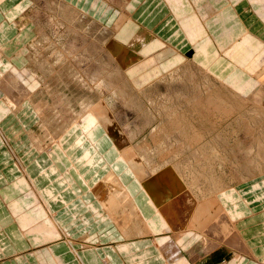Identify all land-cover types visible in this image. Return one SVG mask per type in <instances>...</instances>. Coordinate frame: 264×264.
I'll list each match as a JSON object with an SVG mask.
<instances>
[{
    "label": "rangeland",
    "instance_id": "rangeland-1",
    "mask_svg": "<svg viewBox=\"0 0 264 264\" xmlns=\"http://www.w3.org/2000/svg\"><path fill=\"white\" fill-rule=\"evenodd\" d=\"M23 7L24 4L17 3L14 8H20L22 13L30 8L27 16L37 27V33L18 54L22 55L23 67H12V76L7 82L12 92L23 86L22 97L27 99L22 110L10 114V119L14 120L11 125L15 131L13 139L16 140L13 145L23 152H31L33 142L40 153L54 150V160L45 153L41 160L44 166L57 161L58 170L51 176L54 185L50 186L55 194L59 190L61 197L90 198V186L94 193L100 181L122 176L110 164L111 172L96 182L101 175L88 163H96V159L90 157L96 149L89 142L86 144V134L80 124L82 114H87L90 120H97L98 125V131L88 136L96 140L95 135L99 139L104 137L101 131L106 134L108 151L114 149L117 152L118 160L126 164L133 183L142 192L147 193L145 180L147 184L154 180L164 188L163 202L168 199V203L174 204L170 205L175 218L171 219L163 211L159 213L170 227L169 236L197 233L199 238L208 240V248L212 247L213 241L216 250H208L212 254L203 253L199 257H209L205 264H221V261L228 264L238 254L246 255L245 251L251 249L241 238L223 201L231 189L245 188L242 190L245 194L249 192L246 199L253 206L257 208L264 202V72H261L263 66L259 67V60L255 64L253 58L246 61L252 48L239 44L229 56L240 55L244 47L249 52L227 64L222 62L214 70L198 65L192 55L183 51H177L183 55L180 57L183 63L177 59L167 66L158 60L156 54L160 49L150 56L143 50L148 44L141 43L151 41L149 37L153 36L165 44L161 50L172 46L148 29L149 32L145 31L143 35H139L141 27L136 31L132 29L131 34L122 30L131 24L137 25L132 20L101 25L65 0H31ZM25 20L27 23L22 22ZM28 22L24 16L16 23L24 29ZM220 25L223 27V23ZM122 37L135 39L134 45L123 44ZM0 54L3 59L1 49ZM241 62H245L244 65ZM5 71L0 74L7 75ZM26 82L28 88L32 87L27 89ZM80 104L90 108L82 113ZM56 125L65 127L59 138ZM49 132L57 136L56 145L50 142ZM3 140L7 137L0 140L1 145ZM100 143L98 146H104L105 140ZM143 167L144 172H140ZM116 183L126 193V183L120 179ZM111 187L112 184L109 189ZM136 194L138 198L139 193ZM221 206L228 216L218 209ZM183 208L187 210L182 216L186 228L179 222ZM146 210L142 214L150 221L152 218L147 216ZM154 211L160 217L155 208ZM108 219L113 228L122 230L112 218ZM126 221L128 224L122 230L125 237V230L130 225L128 217ZM104 223L106 221L101 224ZM177 223L182 225L181 231L176 229ZM230 223L234 226L232 229ZM146 226L148 228L144 230L149 234L145 233L138 241L153 238L154 229L151 224ZM228 232H233L232 239L239 242L244 254L230 247L224 235ZM118 235L122 238L121 233ZM130 235L135 237L136 233ZM125 240L130 241L128 237ZM157 251L160 252L158 247ZM223 259L226 260L223 262Z\"/></svg>",
    "mask_w": 264,
    "mask_h": 264
},
{
    "label": "crops",
    "instance_id": "crops-1",
    "mask_svg": "<svg viewBox=\"0 0 264 264\" xmlns=\"http://www.w3.org/2000/svg\"><path fill=\"white\" fill-rule=\"evenodd\" d=\"M65 1L101 25L111 26L116 21L132 20L137 25L131 24L122 30H128L131 34L132 29L136 31L137 27H141L139 35L150 30L154 35L165 39L172 46L171 49L161 50L165 44L153 36L149 37L151 41L141 43L148 44L143 50L150 56L160 49L156 55L162 65L170 66L177 59L183 63V58H180L183 55L177 54V51H183L184 54L192 55V60L198 65L214 70L222 62L227 64L249 52L244 47L240 50V55L229 56L241 43L252 48L246 61L253 58L255 64L264 56V0ZM17 3L24 4L25 7L31 0H5L0 3V49L4 55L0 59V71L6 70L5 73H8L0 74V79L6 82L4 90H1L4 94L12 92L11 85L7 84L12 76L11 68L23 67L22 55L18 54L37 33V27L27 16L30 8L22 13L20 8H14ZM24 16L29 22L28 27L23 29L16 22ZM22 22L27 23L26 20ZM220 28L223 30L220 31ZM121 42L134 45L131 38L122 37ZM245 62H241V65ZM6 76L9 79L5 80ZM1 108H5L3 102H0V110ZM2 113L1 111L0 140H6V137L7 140H3V145L0 143V264H165L151 238L127 241L122 230L113 228L107 214H103L91 186L90 198L61 197L59 190L55 194L50 186L54 185L51 176L58 170L57 161L44 166L41 160L44 153L54 160V150L38 152L32 134L29 137L34 149L31 152L16 150L13 145L16 141L13 139L15 131L11 129L14 120L10 119L11 113ZM35 114L38 115L37 111ZM101 132L104 137H94L98 145L104 139L105 145L98 146L99 151L94 150L92 158L96 159V163L93 161L91 164V168H98L95 171L101 175L96 182L111 172L110 164L118 167L125 181L133 186V194L138 203L147 209V216L159 223L160 217L155 214L148 197L133 183L132 174L126 164L118 160L119 155L113 147L112 151H108L109 139ZM30 180L33 183L29 186ZM68 187L71 185L68 184ZM242 189L228 191L229 196L223 202L229 209L230 219L237 224L241 238L256 259L239 255L231 258L228 264H264V202H260L256 208L246 199L250 196L249 192L245 194V188ZM32 192L37 198L28 197ZM136 192L139 193L138 198ZM38 203L41 206L43 204L49 214L44 209L38 213L35 210ZM95 209L99 215H103L97 217ZM49 215L55 219L59 232L55 230L56 226L50 221ZM105 221L106 223L101 224Z\"/></svg>",
    "mask_w": 264,
    "mask_h": 264
},
{
    "label": "bare ground",
    "instance_id": "bare-ground-1",
    "mask_svg": "<svg viewBox=\"0 0 264 264\" xmlns=\"http://www.w3.org/2000/svg\"><path fill=\"white\" fill-rule=\"evenodd\" d=\"M135 40V39H134ZM50 43V42H49ZM59 45V44H58ZM47 48V47H46ZM49 48V47H48ZM120 48V47H119ZM59 49V48H58ZM229 49V48H228ZM45 50V49H43ZM135 51H137L136 49H134ZM126 51V50H125ZM139 51V50H138ZM55 53V52H53ZM140 54V53H139ZM1 56V54H0ZM136 59V58H135ZM63 61V60H62ZM259 67L261 68V72H264V57L263 59L260 58L259 62H258ZM126 65V64H125ZM137 65V64H136ZM135 65V66H136ZM151 67V66H150ZM260 69V68H259ZM33 70V69H32ZM30 71V70H29ZM25 72V71H24ZM26 73V72H25ZM31 73V71H30ZM259 74H261L260 72H257ZM32 74V73H31ZM35 74V73H34ZM32 74V76L34 75ZM73 74V73H72ZM138 74V71H137ZM18 75V74H17ZM20 76V75H19ZM25 76V75H24ZM28 76V75H27ZM35 76V75H34ZM17 77V76H16ZM15 77V78H16ZM1 78V77H0ZM27 78V77H26ZM17 79V78H16ZM141 79V78H140ZM147 79V78H146ZM145 79V81H146ZM24 80V77H23ZM27 80V79H26ZM139 80V79H138ZM19 81V80H18ZM30 81V80H29ZM36 81V80H35ZM23 82V81H22ZM34 82V81H33ZM18 83V82H17ZM31 83V82H30ZM21 84V81L20 83ZM27 82L25 83L26 86ZM4 85H6V82L3 81V79H0V96L2 97L0 102H3L5 105V108H1L0 112L2 111L4 113V115H8L9 113H17L18 111L22 110L24 108V104L26 105V98L22 97V89L23 86L18 87L15 91L13 90V92L8 91V93H3L2 91L4 90ZM28 85V84H27ZM37 85V84H36ZM106 85V84H105ZM30 86V85H29ZM87 86V85H86ZM16 87V86H15ZM27 87V86H26ZM32 87V86H30ZM29 87V88H30ZM22 88V89H21ZM27 87V89H29ZM3 89V90H2ZM2 90V91H1ZM92 90V89H91ZM30 91V90H29ZM32 91V90H31ZM5 92V91H4ZM99 92V91H98ZM2 93V94H1ZM119 95V94H118ZM24 96V95H23ZM132 97V96H131ZM32 98V96H31ZM69 100V98H68ZM83 100V99H82ZM30 102H33L30 100ZM90 103V102H89ZM92 103V102H91ZM81 105V104H80ZM82 106V105H81ZM87 107L89 106H82L81 107V112L84 113L85 110L87 109ZM90 108V107H89ZM96 108V107H95ZM97 110V109H96ZM2 113V114H3ZM81 113V114H82ZM102 115V113H100ZM82 118L83 119L81 121L80 124H82V128L84 131V134H86V137L84 138L87 142L90 143V146L94 147L96 150L99 151L98 148V143L96 142V140L92 139L91 137L88 136L89 133H93V135L95 134L96 131H98V125L96 123V121H92L90 120V118L88 116H86L87 114H82ZM261 115V114H260ZM86 116V117H85ZM100 116V115H99ZM43 119V118H42ZM44 120V119H43ZM51 120V119H50ZM54 124V123H53ZM79 124V126H80ZM183 126V125H182ZM56 129H58V133L57 136L58 138L63 134V132L65 131V127H60L58 125H56ZM54 134H52V132H49V139L50 142L52 144L57 143L56 137L54 136ZM158 136V135H157ZM81 142V141H80ZM80 144V143H78ZM84 145V144H83ZM88 146V145H87ZM39 148V147H38ZM60 148V147H59ZM161 152V151H160ZM90 157H94L93 152L90 154ZM164 157V156H163ZM166 158V157H165ZM163 159V158H162ZM161 159V160H162ZM171 161V160H170ZM93 162V161H92ZM92 162H88L89 164H92ZM142 163V161H141ZM75 164V163H74ZM139 163L136 164L137 169H139ZM102 165V164H101ZM113 166V165H112ZM148 166V165H147ZM73 167V166H72ZM89 167V166H88ZM116 166H114L113 169H115L118 173L119 169L115 168ZM145 167H143L142 171L140 172H144L143 170ZM166 168V167H165ZM174 168V167H173ZM90 169V168H89ZM98 169V168H96ZM81 170V169H80ZM86 170V169H85ZM92 170V169H91ZM82 171V170H81ZM139 171V170H138ZM151 171L152 168H151ZM173 171V170H172ZM83 172V171H82ZM113 172V171H112ZM131 173V171H129ZM154 172V171H153ZM169 172V171H167ZM174 172V171H173ZM176 172V171H175ZM174 172V173H175ZM146 173V172H145ZM144 174V173H143ZM180 174V173H179ZM114 175V174H113ZM131 175V174H130ZM142 175V173H141ZM139 176L140 179L144 180L142 176ZM149 175V174H148ZM163 175V174H162ZM115 176V175H114ZM125 176V175H123ZM146 176V175H145ZM79 177V176H78ZM151 177V176H150ZM112 178V179H111ZM111 178H107L106 180L100 181V183L98 184V188L95 190L94 192V196L97 197L98 201L100 202V204L103 207V214H107V216L109 218H112L113 221L115 222V224H117L122 230L123 228H125V224H128L127 217L128 220L130 221V225H128L129 228H126V232L127 235L126 237H128V240H132V239H136V238H141L142 236L145 235V233L148 235L149 231L147 232L146 230H144L145 228H148L146 225L150 226L155 230H153V233H151V237H153L152 239L154 240L155 244L157 245V247L159 248V251L161 253V258L164 260L165 264H205L207 258L209 257H202L199 259V257L204 253H206L205 255H209L211 252H209L208 250L214 252L217 248V245H215V243L213 241H211L212 243V247L208 248V240H204L199 238V236L197 235V233H188L187 235H174L169 236L168 232L170 231V227L169 225H167V223L165 222V220L161 217L162 215H160L159 213L162 214V211L164 214L168 213V216L171 217V219L175 218V216L173 215V213L171 212V203H168V199L167 201L163 202V197L164 195H166L165 190L162 186H160L156 181L153 180V182H151V184H147L145 181H143L145 183V185L147 186V193L144 192L146 194V196L148 197L150 204L153 205V207L156 209L157 213L160 215V219L159 223H157V220H153V219H149L150 221H146L143 214L145 210V208L143 207V205L141 206L138 201L136 200V198H134V194H133V190H132V185L128 184L125 179L120 176V177H111ZM130 178V177H129ZM145 178V177H144ZM120 179L121 181H123V183H126L125 186V192H123V189L118 187V183L117 180ZM164 179V178H163ZM181 179V178H180ZM149 180V179H148ZM178 180V179H177ZM129 181V180H128ZM166 181V179H165ZM172 182V181H171ZM29 186L30 183H33L31 180L28 182ZM112 184V189H109L110 186ZM192 185V184H191ZM32 186V185H31ZM179 187V186H178ZM107 190V192H105ZM113 190H116L113 193ZM135 190V189H134ZM94 191V190H93ZM175 191V190H174ZM133 195V198H131V194ZM171 192V191H170ZM137 195V194H136ZM172 195V194H171ZM174 195V194H173ZM29 198H37V195L32 192L29 194L28 196ZM131 198V199H130ZM182 198V197H181ZM180 200V199H179ZM170 201V200H169ZM173 201V200H172ZM181 201V200H180ZM184 201V200H183ZM177 202V201H176ZM219 204H221L220 201H218ZM37 203V202H36ZM190 203V202H189ZM42 204V203H41ZM173 204V203H172ZM174 205V204H173ZM43 206V208H42ZM39 205V203L35 206V210L38 211V213H41L43 211V209L45 210V212L48 213L47 209L45 208V206L42 204ZM187 206V205H186ZM190 207V206H189ZM176 208V207H175ZM219 210H222V214H224V216H228L226 213L225 208H223V206L218 207ZM35 211V212H36ZM186 211L184 208L180 211V221L181 223H183V225L185 226V228L187 227V224H185V218H183L182 216L186 215ZM211 211V210H210ZM176 212V211H175ZM95 213L97 215V217H100L103 214L99 215V212L97 209H95ZM192 213V212H191ZM49 214V213H48ZM190 214V213H189ZM212 214V213H211ZM177 215V214H176ZM196 216V215H195ZM49 218L51 219L50 221L53 222V224L56 226V231L60 230V228L58 227L55 219H53V216L49 215ZM229 218V217H228ZM125 220V223H124ZM187 220V219H186ZM142 221V222H141ZM211 221L213 222V220L211 219ZM190 222V221H189ZM211 222V223H212ZM233 223V222H231ZM230 224H228L230 226V228L232 229L234 226H232ZM178 226H176V229H182L181 228V224L177 223ZM194 225V223H193ZM227 225V224H226ZM197 226V225H196ZM195 226V227H196ZM42 228V227H41ZM229 228V227H228ZM229 228V229H230ZM40 229V228H39ZM150 229V228H149ZM230 229V231H231ZM54 230V229H53ZM54 230V231H55ZM181 231V230H180ZM202 231V230H201ZM59 232V231H58ZM196 232V231H195ZM261 232V231H260ZM63 233V231H62ZM65 233V232H64ZM63 233V234H64ZM131 233H136L135 237L131 236ZM184 233V232H183ZM225 233V232H224ZM207 234V233H206ZM133 235V234H132ZM172 235V233H171ZM225 238L228 240L229 245H231L230 247L234 249L239 250L238 252H244L245 250H243L239 244V242H235L232 237H233V232H228V235L224 234ZM245 235V234H244ZM251 236V234H250ZM69 237V236H68ZM219 238V236H218ZM244 241V240H243ZM210 244V243H209ZM254 250V249H253ZM235 251V250H234ZM208 253V254H207ZM246 255L244 256H248L247 258L249 259H253L255 260L256 257L255 255H253L252 251L247 250L245 251ZM212 254V253H211ZM244 254V253H241ZM240 254H238L237 256H239ZM211 257V256H210ZM111 258V257H110ZM257 261V260H256ZM260 261V260H259ZM108 262V261H107ZM161 262V261H160ZM158 264V263H157ZM262 264V263H261Z\"/></svg>",
    "mask_w": 264,
    "mask_h": 264
}]
</instances>
